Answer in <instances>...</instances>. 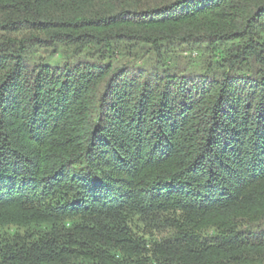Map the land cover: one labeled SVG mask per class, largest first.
<instances>
[{"label": "trees", "instance_id": "obj_1", "mask_svg": "<svg viewBox=\"0 0 264 264\" xmlns=\"http://www.w3.org/2000/svg\"><path fill=\"white\" fill-rule=\"evenodd\" d=\"M0 264H264V0H0Z\"/></svg>", "mask_w": 264, "mask_h": 264}, {"label": "rangeland", "instance_id": "obj_2", "mask_svg": "<svg viewBox=\"0 0 264 264\" xmlns=\"http://www.w3.org/2000/svg\"><path fill=\"white\" fill-rule=\"evenodd\" d=\"M40 51L37 52V56H47L49 55L50 51L52 50V47H42L39 48ZM53 52L52 58L53 60H58L57 56H58V52ZM51 58V59H52ZM99 77L94 78L93 80H96L97 83L91 82L89 85V88L87 89V83H84L85 86V91H83L79 97V101L82 102L81 105L76 109L78 111V115H76V117L73 120V123L76 122V118L79 119H83V117H85V112L88 109L89 106V102L90 99L93 98V95H95V88L96 86H98V84H100L101 80H99ZM94 91V92H93ZM67 116V118H69L71 116L70 112H68L65 117ZM15 130L18 132L17 134H19L20 132L18 131L17 128H15Z\"/></svg>", "mask_w": 264, "mask_h": 264}]
</instances>
